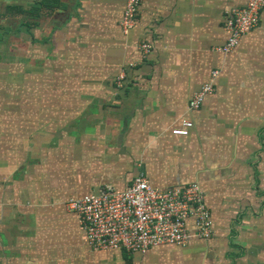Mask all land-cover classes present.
<instances>
[{
	"label": "crops",
	"instance_id": "1",
	"mask_svg": "<svg viewBox=\"0 0 264 264\" xmlns=\"http://www.w3.org/2000/svg\"><path fill=\"white\" fill-rule=\"evenodd\" d=\"M248 1L141 0L124 32L127 0H55L34 17L42 0H0V20H18L0 30V264H264V10L219 50ZM183 119L187 137L173 132ZM140 163L156 189L202 186L210 241L148 254L88 244L67 201L125 191Z\"/></svg>",
	"mask_w": 264,
	"mask_h": 264
},
{
	"label": "built area",
	"instance_id": "2",
	"mask_svg": "<svg viewBox=\"0 0 264 264\" xmlns=\"http://www.w3.org/2000/svg\"><path fill=\"white\" fill-rule=\"evenodd\" d=\"M140 4L141 0H127L121 22L124 32L136 26ZM263 10L264 0H249L246 6L232 9L225 21L228 39L219 50L234 51L241 38L259 25ZM141 44L149 56L153 46L145 41ZM217 75L213 71L211 82L194 94L190 102L192 111L200 109L205 98L213 93ZM192 128L193 122L183 119L173 132L187 137ZM204 194L198 183L156 189L140 163L134 181L125 191L108 186L98 193L71 198L67 208L79 216L86 240L94 250L148 254L160 246L185 248L193 238L212 239L214 221Z\"/></svg>",
	"mask_w": 264,
	"mask_h": 264
},
{
	"label": "trees",
	"instance_id": "3",
	"mask_svg": "<svg viewBox=\"0 0 264 264\" xmlns=\"http://www.w3.org/2000/svg\"><path fill=\"white\" fill-rule=\"evenodd\" d=\"M56 5L55 0H42V2H40L37 7H34L31 11L28 12V14L31 17L38 16L39 12H41L42 10H51L54 9V6ZM11 11L14 12L15 16L21 17L24 15V11L23 9H8L5 11V13L3 14L4 16H7Z\"/></svg>",
	"mask_w": 264,
	"mask_h": 264
},
{
	"label": "rangeland",
	"instance_id": "4",
	"mask_svg": "<svg viewBox=\"0 0 264 264\" xmlns=\"http://www.w3.org/2000/svg\"><path fill=\"white\" fill-rule=\"evenodd\" d=\"M18 25V20H0V30H3L4 28H15ZM145 52V51H144ZM151 55V54H150ZM149 55V56H150ZM121 78V77H120ZM79 217V216H78ZM80 219V218H79ZM117 254V253H114ZM148 256V255H147ZM115 262H120L122 259H116V257L113 258Z\"/></svg>",
	"mask_w": 264,
	"mask_h": 264
}]
</instances>
